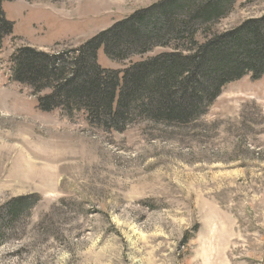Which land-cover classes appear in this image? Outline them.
I'll use <instances>...</instances> for the list:
<instances>
[{"label":"rangeland","instance_id":"rangeland-1","mask_svg":"<svg viewBox=\"0 0 264 264\" xmlns=\"http://www.w3.org/2000/svg\"><path fill=\"white\" fill-rule=\"evenodd\" d=\"M161 0H10L0 48V264H264V76L224 87L187 125L132 118L122 132L83 112L41 113L12 55L76 49ZM264 18L236 0L206 32ZM202 41L201 36L198 37ZM167 49L124 61L122 72ZM29 199L10 218V206Z\"/></svg>","mask_w":264,"mask_h":264},{"label":"trees","instance_id":"trees-1","mask_svg":"<svg viewBox=\"0 0 264 264\" xmlns=\"http://www.w3.org/2000/svg\"><path fill=\"white\" fill-rule=\"evenodd\" d=\"M0 0V48L12 36ZM236 0H161L115 23L81 46L56 55L29 47L11 57L13 82L29 87L41 113L83 112L91 126L122 132L132 119L187 125L204 114L224 87L264 76V18L222 34L206 32ZM201 36L202 41L198 40ZM167 49L122 72L102 69L97 53L113 61ZM29 199L10 206V218Z\"/></svg>","mask_w":264,"mask_h":264}]
</instances>
